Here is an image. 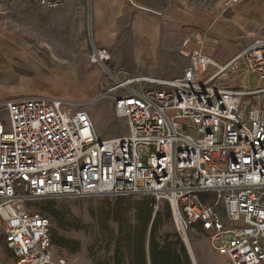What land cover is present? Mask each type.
<instances>
[{"label":"built area","instance_id":"obj_1","mask_svg":"<svg viewBox=\"0 0 264 264\" xmlns=\"http://www.w3.org/2000/svg\"><path fill=\"white\" fill-rule=\"evenodd\" d=\"M69 0H40L50 10ZM205 33L190 37L188 65L174 79L112 70L113 57L92 42L90 63L114 84L115 115L127 134L101 139L90 114L57 98L4 104L0 122L1 243L14 264H73L57 256L51 220L36 209L48 198L153 199L169 205L190 257L191 236H205L222 264H264V39L227 65L205 53ZM216 72L210 75V69ZM258 77L260 87H212L227 73ZM126 75L127 79H120Z\"/></svg>","mask_w":264,"mask_h":264},{"label":"rangeland","instance_id":"obj_2","mask_svg":"<svg viewBox=\"0 0 264 264\" xmlns=\"http://www.w3.org/2000/svg\"><path fill=\"white\" fill-rule=\"evenodd\" d=\"M71 2L50 10L41 7L40 0H0V122L8 124L4 108L8 101L57 98L87 111L101 139L124 136L127 124L115 115L116 94L101 93L102 85L108 89L114 82L89 60L94 38L92 20L96 18L94 4L99 2L100 8L103 5L95 0ZM114 2L121 12L115 22L116 39L107 32L103 40L112 44L106 48L115 59L111 69L123 70L131 78L181 76L188 65L182 50L189 48L190 37L197 33H205V53L212 59L227 54L233 59L254 39H264V0ZM138 18L169 34L166 43L155 41L151 34L135 33ZM135 58L138 66L133 63ZM215 72L212 67L210 75ZM120 79L127 77L121 75ZM260 85L258 77L242 72L222 75L212 87L245 91ZM117 199L95 196L41 201L36 209L51 220L54 240L65 246H55L56 255L73 264H130L135 252L128 243L129 236L137 238L141 234L137 203L150 197L121 198L124 203L118 214ZM165 205L162 214L166 213ZM167 233L177 234L173 218L161 228L160 236ZM190 240L191 264H222L205 236H191ZM1 253L2 264H14L13 253L3 243Z\"/></svg>","mask_w":264,"mask_h":264},{"label":"trees","instance_id":"obj_3","mask_svg":"<svg viewBox=\"0 0 264 264\" xmlns=\"http://www.w3.org/2000/svg\"><path fill=\"white\" fill-rule=\"evenodd\" d=\"M123 201L121 198L117 199V214ZM153 204L152 198L137 203V220L141 224V234L137 238L129 236L128 243L135 252L130 264H191L188 251L177 234L167 233L160 236L161 228L172 219L169 205H165V214H162L161 209L154 215ZM51 236L54 246L65 249L61 241L54 240L52 230Z\"/></svg>","mask_w":264,"mask_h":264},{"label":"crops","instance_id":"obj_4","mask_svg":"<svg viewBox=\"0 0 264 264\" xmlns=\"http://www.w3.org/2000/svg\"><path fill=\"white\" fill-rule=\"evenodd\" d=\"M71 1H72L71 2V4H72L76 0H71ZM95 1H100L102 3V5H103V8L99 7V2H98L97 5L94 4V6H96V7H94L95 8L96 18L94 20H92V29L94 31V38H92V42L94 44H96L98 47H101V48H107L108 47V48H110V46L112 44L110 42H108V41H104L103 37L108 32V33H110L112 39H116V34H115L116 23L115 22H116V18L121 15V12L119 10V7L115 6L116 4L114 5V3H115L114 1L115 0H95ZM108 8H110V11H109ZM139 8H142V7H139ZM142 9H144V8H142ZM138 20H140V21H138ZM142 20L146 21V20H144L142 18H138L137 21H135L136 22L135 23V30H134L135 33H144V35L151 34L153 36V38L155 39V41L164 40L165 43H166V40L170 36L169 34H163L160 31V29L155 28V26L150 25V24L149 25L148 24H144V22H142ZM136 24H137V27H136ZM111 54H112V52H111ZM112 57H113V60L115 61L113 54H112ZM231 59L232 58L229 57V55L227 54V55H225L223 57H218L217 59L213 58L212 61L217 66H225L231 61ZM133 63L138 66V64H139L138 59L135 58L133 60ZM232 74L236 75L234 73H232ZM242 82H243V85L246 87L247 86V79H244Z\"/></svg>","mask_w":264,"mask_h":264}]
</instances>
